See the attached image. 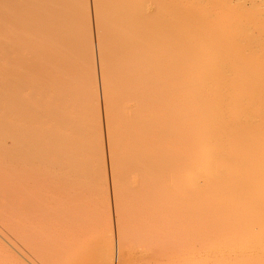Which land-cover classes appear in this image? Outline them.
Listing matches in <instances>:
<instances>
[{"label": "bare ground", "instance_id": "1", "mask_svg": "<svg viewBox=\"0 0 264 264\" xmlns=\"http://www.w3.org/2000/svg\"><path fill=\"white\" fill-rule=\"evenodd\" d=\"M0 72V199L20 187L0 201L13 264L55 245L47 168L107 166L103 122L111 168H134L148 189L199 168L202 186L264 190V0H0ZM82 115L98 126H79Z\"/></svg>", "mask_w": 264, "mask_h": 264}, {"label": "rangeland", "instance_id": "2", "mask_svg": "<svg viewBox=\"0 0 264 264\" xmlns=\"http://www.w3.org/2000/svg\"><path fill=\"white\" fill-rule=\"evenodd\" d=\"M146 6L150 11H155V6L151 2L146 1ZM93 39L96 40L95 35ZM1 71L3 70L1 69ZM0 74L2 75V72ZM99 74V68H97L98 84L101 82V79L99 81ZM79 79L81 80V77ZM100 87L101 85L99 84L98 92L101 100L102 90ZM2 95L3 90H0V96ZM102 101L101 111L103 110ZM0 110L3 113V101L0 102ZM82 112L84 111H81L79 115ZM101 114V117H103L104 111ZM84 115H82L83 119L76 122L79 126L83 128L88 125L93 128L98 126V121L93 116L89 120L87 119L88 123H84V121H87L85 119L87 116L85 115V117ZM104 118L105 116L102 120ZM3 126L4 123L1 122V137L3 135ZM105 126V122H103L105 166L107 165L105 168L101 166L97 168L96 174H92L90 165L79 166L76 165V162L70 165V161L66 165L75 168H66V165L63 168H47V207L49 214L58 223L55 245L46 259L32 258V263L25 262V264H40L42 261H46L45 264L264 263V252H262L264 250V221L262 220L264 219V213H262L264 212L262 210L264 207L260 208V206H264V198L260 199L264 196L262 194L264 190H261L263 191L262 193L257 191L261 189V186L253 187L252 190H250L251 187L245 189V186H243L244 188H239L240 194L235 193L238 191V187L223 186L225 189L222 186L206 187L201 184L199 168L194 171L185 168L186 170H181L177 173L176 182L170 180L169 172L171 170H169L164 177L158 178L159 183L156 182L148 189L141 184L140 174L136 173L134 168H111L110 161L108 162L109 154L108 145H106ZM75 127L73 128L76 130L77 128ZM85 129L82 136L85 135ZM88 136L89 133L87 132ZM1 157L2 155H0V170L7 168V160L3 161ZM131 161L130 158L116 160L119 163L125 162L127 165ZM124 165L122 164L118 167ZM16 166V168L19 167L18 164ZM89 166L91 168H88ZM152 170L150 175L155 176L157 171L154 168ZM1 173L0 175H3ZM97 176H100L101 180H97ZM2 185L3 183L0 182V188ZM7 187L8 192L12 189L10 194L6 191L10 198L11 193H16L17 195L20 190L18 182H15L14 186H12L13 188L10 186L11 189L6 186L5 190H7ZM232 188L237 190H232ZM226 190L230 193L226 192ZM252 191L256 192L253 193ZM209 192L210 195L208 194ZM258 193H261V196L256 195ZM249 195L251 196L248 197ZM15 196L13 194L14 199L12 200H17ZM257 196L258 200L256 199ZM5 197L1 196L0 201L4 199V203L6 200H9L6 201V204L7 202L11 203L10 198L7 199L9 196ZM245 197H253L257 203L254 204V199L247 200ZM241 198H244L243 200H245L246 204ZM228 199H230V202ZM235 201L239 206H236ZM250 204L254 205V207L261 205L255 210L256 208L252 207V205L251 208L248 207ZM234 205L236 209H234ZM245 206L250 209L247 210ZM237 207H239L240 212ZM253 208L254 210H252ZM235 213L237 215L241 213L243 217L239 215V217H242L239 219ZM249 213L252 214L250 215ZM253 214L255 215L252 216ZM247 215L252 216V218L250 216L247 217ZM259 219L260 221L262 220L261 223L263 222V228L260 226ZM239 220L242 225H239ZM248 221L253 222L249 223ZM252 223L256 224L255 227L252 226L253 228L250 227ZM258 223L259 225L257 226ZM244 225L247 226L246 229H244ZM240 227L243 228L241 232ZM258 227H261L262 230H259ZM249 229L251 233L250 231L247 232ZM243 230H246L247 233ZM252 237L254 240H252ZM258 241L262 243L256 246ZM4 244L7 250L0 251V264H13V250L8 243L4 242ZM242 247L244 248L243 251L241 250L243 249ZM252 247L255 249L253 250ZM249 248L250 250H247ZM256 248L262 249L260 252L263 254L261 255ZM252 251L255 254L259 252L257 256L253 255L257 258H251ZM241 258H245L243 262ZM41 264L44 263L42 262Z\"/></svg>", "mask_w": 264, "mask_h": 264}]
</instances>
